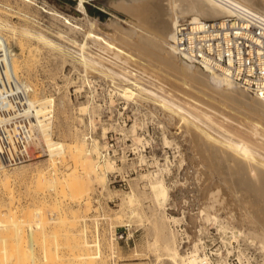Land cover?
I'll return each instance as SVG.
<instances>
[{
  "label": "rangeland",
  "instance_id": "obj_1",
  "mask_svg": "<svg viewBox=\"0 0 264 264\" xmlns=\"http://www.w3.org/2000/svg\"><path fill=\"white\" fill-rule=\"evenodd\" d=\"M108 1L98 2L97 7L83 4V12L79 9V2L77 4L73 0H0V20L9 24L1 27V31L9 40L11 50L16 53V60L20 61L17 63L21 81L35 88L31 91L33 98L53 100L49 107L52 109L51 136L54 140L67 142L66 145L81 144L84 148L80 162L87 159L83 160L87 162L79 165L80 185L76 190L68 183L64 184L69 180L63 181L64 176L61 177L75 168V159L71 157L69 147H66L67 152H62L64 156L66 154L65 157L61 153V156L51 158L46 147L45 154L38 159L4 168L10 173L18 169L29 173L26 176H9V181L0 179V203H3L2 206L0 204V217L4 218L0 227V233L4 235L0 237L6 239L3 242L0 238V264L11 263L6 260L13 257H16L15 264L24 263L23 258H20L22 263L18 261L19 254L24 256V264L28 261L30 264H176L169 258L166 247L174 242L181 255L188 254L198 244L197 253L204 258L203 264H219L223 259L229 264H241L239 252L249 258L251 264H262L260 241L247 233L253 231L264 235V196L261 195L262 199L259 195L262 192L259 188L264 187V166L256 161L257 157L259 160L261 155L264 156V114L255 109L252 101L244 97L241 99L239 94L237 96L219 89L220 92L215 90L217 88L201 85L200 81H194L195 78L181 72L180 68L165 61L163 63L159 57L155 58L157 56L150 51L131 46L121 38L122 32L109 34L105 30L113 27L109 20H118L125 28H129L130 24L126 21L128 15L124 11H116ZM65 19H70L79 27L69 26ZM88 30L116 42L125 50L129 48L128 51L135 57L129 60L130 57L126 58L124 53L116 56L115 51L102 40L86 38ZM136 68L138 71L133 70ZM153 71L159 75L156 76ZM234 87L244 89L242 86ZM192 88H197L198 95ZM126 89H129L127 93ZM168 99L175 108L166 104ZM176 104L184 110L177 109ZM225 137L226 140L221 139ZM228 140L245 141L254 148L255 153L260 154L255 158L250 156V161L246 160L249 166L244 160L239 161L242 170L240 176L232 175L229 163L220 154V149L229 148ZM263 156L261 158L264 159ZM51 159H57L54 168ZM235 162L231 160L232 164ZM55 167L56 170H53ZM42 168H46L44 171H49L46 175L56 181L53 185L40 183L39 186L36 176L33 177L35 170ZM251 171L259 176L258 181ZM149 173H162L170 195L165 205L161 197L150 192ZM36 182L37 186L34 185ZM241 200L245 202L241 203ZM172 217H177L178 221L171 220ZM16 218L21 224H14L15 221L18 223ZM11 219H15L11 221L15 227ZM217 220L228 223L226 225L237 233L243 231L239 241L233 242L231 252H227V246H224L222 237L225 238V234H221L223 230L219 229ZM9 222L15 229L20 228L19 233L14 228H7ZM30 232L38 238H33V246ZM10 241H14V245ZM18 241L22 243L20 246ZM87 242L94 246H87ZM31 254L34 263H31ZM86 254H91L92 259L89 256L90 260H87L83 256Z\"/></svg>",
  "mask_w": 264,
  "mask_h": 264
},
{
  "label": "bare ground",
  "instance_id": "obj_2",
  "mask_svg": "<svg viewBox=\"0 0 264 264\" xmlns=\"http://www.w3.org/2000/svg\"><path fill=\"white\" fill-rule=\"evenodd\" d=\"M224 1H230L231 3H233V4H235V5H239V6H242V7H245V8H248V9H252V10H254V11H256V12H258V13H260V14H262L263 16H264V0H109L108 2H109V5L112 7V8H114L116 11H124V13H126L127 15H128V17L126 16V21H128L129 22V24H130V26H129V28H125L122 24H120L119 23V21L118 20H115V21H112V20H109V21H111L112 22V25H113V27H112V25H110V30H112V32L110 33V30H107V29H105L109 34H114L115 32H118V31H120L119 32V34L121 33L122 34V36L123 37H121L122 39L124 38L129 44H131V46H134V47H137V48H139V49H142L143 51L144 50H148V51H150L151 53H153V54H155L157 57H155V58H158L159 57V59L161 58L162 60H163V63H167L168 65H172L173 67H177V68H180L181 69V72H183V73H185V74H187V75H189L190 77H193V78H195V80L194 81H196V80H198V81H200L201 82V85L202 84H204V85H206V86H210L211 88L213 87L214 89L215 88H217V89H215L216 91L218 90V91H220V90H222V91H225V92H228V93H233V94H235V95H237L238 96V94L241 96L240 98L242 99L243 97V99H247V100H250V101H252L253 102V105L255 106V109L256 110H258L259 112H261L262 114H264V91H259V92H255V93H258V94H256V95H253L252 93H254V92H250L249 90H247V89H243V88H241V87H238V88H236V87H234V86H236L237 84H235V83H233V82H231V81H229L227 78H225V77H223L222 75H220L219 73H217L216 71H214V70H212V69H210V68H206V69H204V68H202V67H200V66H198V65H196V64H193V63H189V62H187V61H185L184 59H182L176 52H175V50H174V47H173V45H172V43L170 44V42L172 41V39H173V29H174V26H175V24L179 21V19L180 18H184V17H190V18H194V19H196V18H218V17H222V16H227V15H230L231 13H232V9L229 7V6H227V5H225V3H224ZM32 2V1H31ZM79 5H80V7H79V9L80 10H82L83 12L85 11V9H84V6H83V1L82 0H80L79 1ZM77 10V9H76ZM56 14H59V13H55V15ZM72 17V16H71ZM125 17V16H124ZM122 18V17H121ZM72 19V18H71ZM78 19V18H77ZM65 20H67V19H65ZM70 20V19H69ZM69 20H67V22L70 24H68L69 26H74V27H79L78 25H76V24H74V23H72L71 21H69ZM73 20V19H72ZM76 20V19H75ZM74 22V21H73ZM76 22V21H75ZM111 22H110V24H111ZM65 23H66V21H65ZM91 23V22H90ZM94 22H92L91 24H93ZM78 24V23H77ZM80 25V24H79ZM108 25H109V22H108V24H107V26L106 27H108ZM7 26H9V24L7 23V22H3V21H1L0 20V78H2L3 79V81L5 82V83H7V84H9L10 86H12L13 88H15V84L18 86L19 84L17 83L18 81H21V79H20V77H19V75H18V69H19V66H18V63L20 62H18L17 60H16V53L15 52H13L12 50H11V48H10V45H9V40L7 39V37H5V35L3 34V32L1 31V27L3 28V27H7ZM14 28V27H13ZM109 29V28H108ZM75 30V29H74ZM104 30V29H103ZM86 34H88V35H86V38L88 37V38H90V37H92V39L93 40H97V39H99V40H102L103 42H104V44L106 43L107 45L106 46H108V47H110L112 50H113V52L115 51V54H116V56H122V53H124L125 54V57L127 56V57H130V59L129 60H131V57L133 56V57H135V55H132L131 53H130V51H128V50H130L128 47V50H125V49H123L122 47H120L119 46V44H116V42H112V41H109V40H107V39H105V37L104 36H102V35H100V34H98V33H94V32H92V31H87L86 32ZM115 35V34H114ZM118 35V34H117ZM116 35V36H117ZM41 36H43V35H40V37ZM121 36V35H120ZM39 37V36H38ZM119 37V36H118ZM117 37V38H118ZM44 38V37H43ZM120 38V39H121ZM45 39V38H44ZM43 39V40H44ZM46 40H48V38L46 39ZM92 40V41H93ZM124 40V41H125ZM49 41H50V39H49ZM48 41V42H49ZM118 41H120V40H118ZM52 42V41H51ZM127 42H125V43H127ZM53 43V42H52ZM94 43H95V41H94ZM96 43H99V42H96ZM117 43H119V42H117ZM46 44V43H45ZM129 44H127V45H129ZM121 46H122V44H121ZM124 46V45H123ZM130 46V45H129ZM124 48H126L125 46H124ZM126 48V49H127ZM135 49V48H134ZM136 50V49H135ZM139 51V50H138ZM141 52V51H140ZM134 53V52H133ZM143 53V52H142ZM145 53V52H144ZM137 54V53H136ZM149 54V53H148ZM152 54V55H153ZM139 55V54H138ZM147 55V54H146ZM24 56V55H23ZM112 56V55H111ZM115 56V55H114ZM114 56H112V57H114ZM141 56V55H140ZM84 57H86V56H84ZM83 57V58H84ZM126 57V58H127ZM145 57V56H144ZM154 57V56H153ZM114 58H116V57H114ZM138 58V57H137ZM140 58V57H139ZM138 58V59H139ZM86 59V58H85ZM146 59V58H145ZM148 59V58H147ZM20 60V59H19ZM87 60H88V58H87ZM136 60V59H135ZM149 60V59H148ZM156 60V59H155ZM84 61V60H83ZM89 61H90V59H89ZM134 61V60H133ZM140 60H138V62H139ZM141 61H144V62H146L145 60H141ZM150 61H152V60H150ZM165 61V62H164ZM18 62V63H17ZM92 62H94V61H92ZM96 62V61H95ZM137 62V61H136ZM144 62H143V65L145 66V64H144ZM90 63H91V61H90ZM140 63V62H139ZM152 63V62H151ZM156 62H154V64H155ZM95 64V63H94ZM96 64H97V62H96ZM141 64V63H140ZM148 65H149V63H147ZM20 65V64H19ZM92 65V64H91ZM136 65V64H135ZM157 65H159V64H157ZM97 66V65H96ZM141 66V65H140ZM100 67H102V66H100ZM149 67V66H148ZM161 67V66H160ZM25 68V67H24ZM146 68V67H145ZM151 68V67H150ZM156 69H157V67H155ZM129 69V68H128ZM154 69V68H153ZM152 68H151V70H153ZM159 69V68H158ZM160 69H162V68H160ZM168 69V68H167ZM110 70V69H109ZM125 70H126V68H125ZM148 71L150 70L149 68L147 69ZM163 70V69H162ZM170 70V69H169ZM176 70H178V69H176ZM112 71V70H111ZM130 71V70H129ZM154 71H156V70H154ZM152 72L153 74H155V72ZM132 72V71H131ZM151 72V71H150ZM157 72H158V70H157ZM173 72V71H172ZM165 73V72H164ZM167 74V73H166ZM156 75V74H155ZM157 75H159V73H157ZM156 75V76H157ZM162 75V74H161ZM167 76V75H166ZM179 76V75H178ZM126 77V76H125ZM155 77V76H154ZM159 77H161V76H159ZM164 77V79H165V76H163ZM162 77V78H163ZM157 78V77H156ZM181 78V77H180ZM128 79V78H127ZM159 79V78H158ZM167 79V78H166ZM168 79H169V76H168ZM182 79V78H181ZM180 79V80H181ZM155 80V79H154ZM183 80V79H182ZM186 80V79H185ZM161 81V80H160ZM176 81V80H175ZM184 81V80H183ZM162 82V81H161ZM185 82V81H184ZM187 82V81H186ZM188 82H189V80H188ZM197 82V81H196ZM21 83L23 84L24 83V85L26 86V87H28V88H30L31 89V91H33L34 89H33V87H32V85L31 84H29L28 82H25V81H21ZM31 83V82H30ZM177 83V82H176ZM181 83H182V81H181ZM138 84V83H137ZM179 84V83H178ZM184 84V83H183ZM195 85H196V83H194ZM199 84V83H198ZM190 84H188L187 86H189ZM192 85V87H194L193 86V83L191 84ZM20 86V85H19ZM182 86H184V85H182ZM181 86V87H182ZM185 86H186V84H185ZM196 86H198V85H196ZM237 86H240V85H237ZM20 87H22V86H20ZM143 87V86H142ZM190 88H191V86H189ZM188 87V88H189ZM199 87H201V86H199ZM145 88V87H144ZM187 88V87H186ZM203 88H205V86L203 87ZM209 88V87H208ZM185 89V88H184ZM193 89V91H194V89L196 90L197 88H192ZM191 89V90H192ZM199 89V88H198ZM220 89V90H219ZM128 90L129 89H126L125 90V93H127L128 92ZM178 90V89H177ZM183 90V89H182ZM207 90V89H206ZM130 91H131V89H130ZM146 91H148V92H150L148 89H146ZM153 91V90H152ZM151 91V92H152ZM197 91V90H196ZM40 92V91H39ZM185 92H187V91H185ZM199 92H200V89H199ZM205 92V91H204ZM209 92V91H208ZM207 92V93H208ZM214 92V91H213ZM221 92V91H220ZM225 92H222V93H224L225 94ZM43 93V92H42ZM132 93H133V91H132ZM152 93H155V91L154 92H152ZM181 93V92H180ZM201 93H203V92H201ZM200 93V94H201ZM211 93V92H210ZM216 93V92H215ZM35 94V93H34ZM33 94V95H34ZM41 94V93H40ZM39 94V95H40ZM155 94H158V93H155ZM182 94V93H181ZM205 94H206V92H205ZM205 94H201V95H205ZM211 94H213V93H211ZM211 94H207V95H211ZM219 94V93H218ZM232 94V95H233ZM36 95V94H35ZM131 95V94H130ZM185 95V94H184ZM197 95H198V91H197ZM222 95V94H221ZM227 96L229 95V94H226ZM232 95L230 96V97H232ZM158 96L161 98L162 97V95L160 96L159 94H158ZM216 96V95H215ZM30 97H31V103H32V105H33V107L35 108V111H36V115H37V118H38V121L40 122V125H41V128H40V130L42 131V135H43V140H44V142L47 144V146H48V151H49V153H50V155H51V158L54 156V155H57V156H64L63 155V153L62 152H64L65 150H66V147H69V150H70V154L72 155L71 157L73 158V159H75V168L74 169H72L71 171H69L68 173H66V174H64V175H62L61 177H63V181H68V182H63L64 184H67L68 183V185H70V187H72L74 190H76V189H79V168H80V166L79 165H81V163L83 162V163H85V162H87V161H83V160H87V159H82L81 161L82 162H80V159L82 158V156H83V148L84 147H82V145L81 144H77V142L76 143H71V144H69V145H66L67 144V142H63V141H60V140H54L53 139V137L51 136V130H50V127H51V125H50V119L49 120H46V121H44L42 118H41V116H43L44 114H45V112L48 110V108L49 107H51L52 106V102H53V100L51 99V98H45V99H41L40 97H39V99H36V97L35 98H33L32 97V95H31V93H30ZM186 97V96H185ZM188 97V96H187ZM212 97V96H211ZM233 97H236V96H233ZM53 98V97H52ZM166 98V97H165ZM196 98H197V96H196ZM205 98H207V97H205ZM215 98V97H214ZM213 98V99H214ZM239 98V99H240ZM167 99V98H166ZM192 99V98H191ZM199 99H201V98H198V100ZM208 99H209V97H208ZM212 99V98H211ZM230 99H235V98H230ZM193 100H194V98H193ZM215 100H217V99H215ZM228 100V99H227ZM246 100V101H247ZM168 103H166V104H171L173 107H174V103H172V102H170V99H168V100H166ZM216 102V101H214V100H210L209 102ZM236 101V100H235ZM250 101H249V103H250ZM164 102H165V100H164ZM194 102H196V101H194ZM204 102V101H203ZM206 102H208V101H206ZM239 102V101H238ZM243 102V101H242ZM193 103V102H192ZM212 103V104H213ZM224 103V102H223ZM244 103V102H243ZM189 104V103H188ZM198 104V103H197ZM202 104V103H201ZM200 104V105H201ZM207 104V103H206ZM221 104V103H220ZM219 104V105H220ZM65 105V104H64ZM86 105V104H85ZM200 105H198L200 108H202ZM223 105V104H222ZM253 105H251V106H253ZM168 106V105H167ZM176 107H177V109H179L180 108V110L181 109H183L184 110V108H181L180 107V105H178V104H176L175 105ZM204 106H205V104H204ZM208 107V106H207ZM222 107V106H221ZM224 107V106H223ZM248 107V106H247ZM175 108V107H174ZM228 108V107H227ZM209 109H210V107H209ZM212 109H213V107H212ZM211 109V110H212ZM217 109V108H216ZM223 109H225V108H223ZM228 109H230V108H228ZM56 110V109H55ZM60 110V109H59ZM62 110V109H61ZM65 111V110H64ZM186 111V110H185ZM203 111V110H202ZM213 111V110H212ZM221 111V110H220ZM239 111V110H238ZM187 112V111H186ZM206 112V111H205ZM214 112H215V110H214ZM216 112H218L217 110H216ZM223 112V111H222ZM221 112V113H222ZM232 112V111H231ZM247 112V111H246ZM65 113V112H64ZM188 113V112H187ZM239 113H241V112H239ZM188 114H190V115H192L191 113H188ZM215 114V113H214ZM219 114V113H218ZM217 114V115H218ZM62 115V114H61ZM194 115V114H193ZM192 115V116H193ZM208 115H209V113H208ZM207 115V116H208ZM245 116V115H244ZM193 117H196V116H193ZM209 117V116H208ZM225 117V116H224ZM228 117V116H227ZM232 117V116H231ZM241 117V116H240ZM196 118H198V117H196ZM198 119H200V118H198ZM211 119V118H210ZM227 119V118H226ZM237 119V118H236ZM249 119V118H248ZM54 120H55V118H54ZM197 120V119H196ZM209 120V119H208ZM232 120V119H231ZM230 120V121H231ZM255 120V119H254ZM248 121V120H247ZM201 122V121H200ZM204 122V121H203ZM238 122H239V120H238ZM250 122V121H249ZM214 123V122H213ZM239 124V123H238ZM245 124V123H244ZM256 124H259V123H256ZM260 125H262V124H260ZM205 126H207V125H205ZM255 126V125H254ZM257 126V125H256ZM55 128V127H54ZM249 128V127H248ZM261 128V127H260ZM135 129V128H134ZM247 130V129H246ZM54 131V130H53ZM197 131V130H196ZM264 131V130H263ZM263 131H260V132H263ZM102 132V131H101ZM199 132V131H198ZM198 132H196V133H198ZM255 132H256V130H255ZM209 133V132H208ZM254 133V132H253ZM200 134V133H199ZM205 134V133H204ZM255 134V133H254ZM260 134V133H259ZM194 135V134H193ZM196 135V134H195ZM209 135V134H208ZM262 135V134H261ZM264 135V134H263ZM197 136V135H196ZM202 136V135H201ZM223 136V135H222ZM221 136V137H222ZM208 137V136H207ZM206 137V138H207ZM210 137V136H209ZM208 137V138H209ZM212 137V136H211ZM224 137V136H223ZM264 137V136H263ZM216 138V137H215ZM202 139V138H201ZM204 139V138H203ZM221 139H227L226 137L225 138H221ZM264 139V138H263ZM209 140L211 141V139L209 138ZM214 140V139H213ZM170 141V140H169ZM206 141V140H205ZM216 141H218V140H216ZM216 141H214L215 143L214 144H217V142ZM74 142V141H73ZM221 142V141H220ZM66 143V144H65ZM165 143H167V139H166V142ZM169 143V142H168ZM213 143V142H212ZM227 146L229 147V148H222V150L218 147V146H216L217 148H219L218 150L219 151H221L222 153H220V152H218V153H220L221 155H223L222 156V158L224 159V160H226L228 163H229V170L231 171V173H232V175L233 174H235V175H242V173H241V166H240V164H239V161H243L244 163L246 162V164L248 163L246 160H248V161H250L249 159H250V156L252 157V156H254V157H252V158H255V157H257V156H259L260 154L259 153H257V155H256V153L254 152V148L252 149V147H250L245 141H240V142H234V140H228L227 141ZM200 147V146H199ZM213 147V146H212ZM19 148V141L18 140H16V139H14V138H7V139H3V138H1L0 139V149L3 151V150H5L9 155H14L15 154V151L17 150ZM214 148V147H213ZM216 150V149H215ZM213 152H214V150H212ZM66 152H67V150H66ZM65 152V153H66ZM210 152V151H209ZM229 152H232V153H229ZM62 153V154H61ZM59 154H61V155H59ZM69 154V155H70ZM219 154V156H221ZM82 155V156H81ZM213 155H214V153H213ZM65 156H66V154H65ZM64 156V157H65ZM261 156H263V155H261ZM261 156L259 157V160H258V157H257V159H256V161L258 162V164H260V165H262V166H264V159L263 158H261ZM81 157V158H80ZM211 157V156H210ZM264 157V156H263ZM50 158V157H49ZM48 158V159H49ZM59 159L60 158H62V157H58ZM57 158V159H58ZM71 158V159H72ZM221 158V159H222ZM54 159H55V157H54ZM56 159V160H57ZM64 158H62V159H60V160H63ZM212 159V158H211ZM218 159H219V157H218ZM233 159V162H234V160L236 161L234 164H232L231 163V160ZM261 159V160H260ZM263 159V160H262ZM56 160L54 161L53 159H51V163H53V168H54V162H56ZM74 161V160H73ZM251 161H252V159H251ZM254 161V160H253ZM58 162V161H57ZM64 162V161H63ZM80 162V163H79ZM238 162V163H237ZM50 163V164H51ZM59 163H61V162H59ZM83 163H82V165H83ZM227 163V164H228ZM29 164V163H28ZM35 164V163H34ZM246 164H244L246 167H247V165ZM250 164V163H249ZM257 164V166H259ZM36 165V164H35ZM55 165H56V163H55ZM86 165V164H85ZM225 165H226V163H225ZM34 166V165H33ZM45 166H47V165H45ZM221 166V165H220ZM249 166V165H248ZM260 167V166H259ZM32 168V167H31ZM30 168V169H31ZM35 168H36V166H35ZM38 168H40V167H38ZM56 168L57 167H55V169H53V170H56ZM65 168V167H64ZM82 168H83V166H82ZM167 168V167H166ZM213 168V167H212ZM220 168V167H219ZM263 168V167H262ZM44 169H46V168H44ZM44 169L42 168V169H36L35 171H36V173L34 174V176L33 177H35L36 176V178H35V180L38 182V184H39V186H41V185H45L46 183H48V184H52L53 185V183L54 182H56L54 179H53V177H51L50 175L49 176H47L46 174H47V172H49L48 170L46 171H44ZM50 169V168H49ZM164 169V168H163ZM225 169V168H224ZM252 169V168H251ZM254 169V168H253ZM264 169V168H263ZM60 170V169H59ZM162 170V169H161ZM160 170V171H161ZM165 170V169H164ZM249 171H250V169H248ZM10 171V170H9ZM9 171H5V169H2V170H0V179L2 180V179H4V180H7V181H9V179H8V177L9 176H21V175H24L25 173H24V171L23 170H20V169H18V170H15L13 173H10ZM32 171H33V169H32ZM31 171V172H32ZM34 172V171H33ZM251 172H253L254 173V177H256L257 178V181H258V177L259 176H257V174L254 172V171H251ZM251 172H249L250 173V175L252 174ZM27 173H29V172H26V174ZM54 173H55V171H54ZM65 173V172H64ZM211 173V172H210ZM228 173V172H227ZM248 173V172H247ZM261 173V172H260ZM26 174H25V176H26ZM31 174H33V173H31ZM162 174V173H161ZM160 173H149V175H148V178H149V186H150V188H151V191L150 192H152V194L153 195H155L156 197L157 196H159V197H161L163 200H162V203H163V205H165L166 204V202L168 201V199H169V189H168V186H167V184H166V182H165V179H164V177L161 175ZM221 174H224V173H222L221 172ZM28 175V174H27ZM145 175V174H144ZM147 175V174H146ZM244 175V174H243ZM256 175V176H255ZM262 175V174H261ZM264 175V174H263ZM32 176V175H31ZM31 176H30V179H31ZM212 176V175H211ZM245 176H247V175H245ZM253 176V175H252ZM251 177V176H250ZM6 178V179H5ZM15 178V177H14ZM252 178V177H251ZM13 179V178H12ZM29 179V178H28ZM34 179V178H33ZM65 179V180H64ZM238 179V178H237ZM255 179V178H254ZM25 180V179H24ZM226 179H224V181H225ZM260 180V179H259ZM264 180V179H263ZM29 181H32V180H29ZM222 181V180H221ZM243 181V180H242ZM252 181V180H251ZM254 181V180H253ZM5 182V181H4ZM37 182H36V184H34V185H36L37 186ZM62 182V181H61ZM225 182H227V181H225ZM262 182V181H261ZM34 183H35V181H34ZM40 183H42L41 185H40ZM236 183V182H235ZM255 183V182H254ZM33 184V183H32ZM232 184H233V182H232ZM246 184V183H245ZM244 184V185H245ZM251 184V183H250ZM255 184H258V182H256ZM2 185H3V183H2ZM234 185H236V184H234ZM254 185V184H253ZM228 186V185H227ZM232 186V185H231ZM249 186V185H248ZM262 186V185H261ZM48 187V186H47ZM229 187V186H228ZM238 187H239V185H238ZM253 187V186H252ZM32 188V187H31ZM40 188V187H39ZM46 188V187H45ZM230 188V187H229ZM237 188V187H236ZM242 188H243V186H242ZM251 188V187H250ZM264 188V187H263ZM263 188H259V189H261V191L262 192H260V198H262V196H264L263 194V191L264 190H262ZM248 189V188H247ZM257 189V188H256ZM36 190H39V189H36ZM43 190V189H42ZM47 190V189H46ZM132 190V189H131ZM233 190V189H232ZM232 190H230L231 192H232ZM242 190H245V189H242ZM229 191V192H230ZM234 191V190H233ZM246 191V190H245ZM245 191H243L244 193V195H246L245 194ZM35 192V191H34ZM77 192H79L78 190H77ZM237 192V191H236ZM242 192V191H241ZM237 193H239V191L237 192ZM236 193V194H237ZM247 193H248V191H247ZM263 193V194H262ZM12 195V194H11ZM132 195V194H131ZM234 195H235V193H234ZM262 195V196H261ZM13 196V195H12ZM133 196V195H132ZM255 196V195H254ZM130 198H129V201L131 200V196H129ZM224 197V196H223ZM229 197V196H228ZM244 197V196H243ZM219 198H221V196L219 197ZM9 199V198H8ZM12 199H13V197H12ZM239 199V198H238ZM241 199V198H240ZM245 199V198H244ZM253 199V198H252ZM263 199V198H262ZM134 200V199H133ZM225 200V199H224ZM246 200V199H245ZM18 201V200H17ZM219 201V200H218ZM242 201H244V200H241V203H242ZM249 201H250V199H249ZM248 201V202H249ZM13 202V201H12ZM245 202V201H244ZM253 202H254V200H253ZM2 203V202H1ZM0 203V204H1ZM5 203V202H4ZM3 204V203H2ZM2 204H1V206H2ZM11 204V203H10ZM249 205V204H248ZM253 206H255V205H253ZM248 207H250V206H248ZM247 207V208H248ZM257 207H258V205H257ZM252 209V208H251ZM250 209V210H251ZM254 209H256V207L254 208ZM260 209V208H259ZM259 209H257V210H259ZM2 210V209H1ZM10 210V209H9ZM35 210H36V208H35ZM34 210V211H35ZM204 210V209H203ZM249 210V211H250ZM23 211V210H22ZM25 211V210H24ZM134 211V210H133ZM208 211V210H207ZM245 211V210H244ZM26 212V211H25ZM32 212V211H31ZM40 212V211H39ZM135 212V211H134ZM256 212H258V211H256ZM7 213V212H6ZM38 213V212H37ZM208 213V212H207ZM260 213V212H259ZM1 214V213H0ZM8 214H9V212H8ZM11 214V213H10ZM30 214V213H29ZM208 214H211V213H208ZM261 214V213H260ZM260 214H258V215H260ZM1 216V215H0ZM6 216V215H5ZM9 216V215H8ZM13 216H15V214L13 215ZM12 215H11V217H13ZM33 216V215H32ZM74 216V215H73ZM207 216V215H206ZM257 216V215H256ZM261 216V215H260ZM167 217H168V215H167ZM208 217V216H207ZM212 217V216H211ZM234 217V216H233ZM252 217V216H251ZM262 217H263V215H262ZM37 218V217H36ZM170 218V217H169ZM168 218V219H169ZM208 218H210V217H208ZM215 218V217H214ZM2 219H4V218H1L0 217V227L1 226H3V220ZM7 219H8V217H6V220H5V222L7 221ZM42 220H45L44 218H41ZM167 219V218H166ZM174 219V221H178V219H177V217H172V219L171 220H173ZM217 219H219V218H217ZM13 220H15V219H13ZM13 220L11 219L10 220V222L12 221L13 222ZM16 220H18L17 218H16ZM32 220V219H31ZM30 220V221H31ZM41 220V221H42ZM9 221V220H8ZM36 221V220H35ZM259 221V220H258ZM10 222H9V224H10ZM11 222V223H12ZM16 222V223H15ZM14 222V224H21V222L19 223V220H18V223H17V221H15ZM24 222V221H23ZM22 222V223H23ZM33 222V221H32ZM39 222V221H38ZM220 223V230H223V232L222 231H220L221 232V234L222 233H224L225 235V238L224 237H222V241H223V239H224V242L223 243H225V247L227 248V252H231L232 251V249H233V246H232V244H233V242L234 241H239V238L240 237H242V232L243 231H239V233H237V232H235L233 229V226H232V228L233 229H230L226 224H228V223H222L220 220H217V223ZM8 223V222H7ZM6 223V225H8ZM43 224H44V222H42ZM160 223V222H159ZM177 223V222H176ZM244 223V222H243ZM262 223V222H261ZM13 224V223H12ZM13 224V225H14ZM37 224V223H36ZM39 224V223H38ZM37 224V225H38ZM11 225V224H10ZM8 226L7 228H9L10 227V229L11 228H14L15 227V225H14V227H12L13 225H11V226ZM24 225V224H23ZM22 225V226H23ZM29 225H32L31 223L29 224ZM260 225V224H259ZM263 225V224H262ZM39 226V225H38ZM20 227V226H19ZM262 227V226H261ZM26 228V227H25ZM2 229H3V227H2ZM22 229H23V227H22ZM230 229V230H229ZM14 230L16 231V233H19V230H20V228H18V227H16V229L14 228ZM12 231V230H11ZM3 232V231H2ZM20 232H22V231H20ZM38 232V231H37ZM5 233V232H4ZM11 233V232H10ZM172 234H173V232H171ZM250 237H253V238H258L259 239V241H260V252H261V254H262V259H263V262H262V264H264V235L262 236H260V235H258V234H256V233H254L253 231H250V232H248L247 233ZM0 235H2V233H0ZM4 235V234H3ZM3 235H2V237H3ZM6 235H8V234H6ZM23 235V234H22ZM21 235V236H22ZM35 235V234H34ZM31 232H30V241H31V246H33V241H34V239L33 238H36V235L34 236ZM20 236V237H21ZM34 236V237H33ZM39 236V235H38ZM221 236H223V235H221ZM2 237H0L1 239H3L4 241L3 242H5V240L6 239H4V238H2ZM5 237V236H4ZM16 238V237H15ZM11 239V238H10ZM38 238H36V240H37ZM41 239V238H40ZM174 239V238H173ZM8 240V239H7ZM14 240V239H13ZM16 240H19V239H16ZM85 240V239H84ZM170 240V239H169ZM22 241V240H21ZM158 241V240H157ZM11 243L13 242V244H11V245H14V241H10ZM10 242H9V244H10ZM80 242H82V241H80ZM174 242V241H173ZM6 243H8V241L6 242ZM18 245L20 246V244H22L20 241H18ZM25 243V242H24ZM83 243V242H82ZM91 243V242H90ZM89 242H87V246L88 245H90V246H94V245H91ZM97 243V242H96ZM92 244H94L93 242H92ZM173 244V243H172ZM174 244H175V242H174ZM167 245L166 246V244H165V246L167 247V250H168V255L170 256H168L169 258H172L173 259V261H175V263L176 264H179V261H181L183 264H203V262H204V258H202V257H199V255H198V253H197V251L199 250L198 249V244H195L194 245V249L193 250H189V252H188V254H186V255H181V253L179 252V250H178V247H176L175 245ZM84 245H86V244H84ZM96 245V244H95ZM5 246H7L8 247V245H6L5 244ZM86 246V247H87ZM97 246V245H96ZM4 247V246H3ZM15 247V246H14ZM22 247V246H21ZM21 247H18V248H21ZM35 247V246H34ZM84 247V246H83ZM162 248H164V247H162ZM7 249V248H6ZM33 249V248H32ZM71 249V248H70ZM88 249V248H87ZM98 249V248H97ZM3 250H4V252H5V249L3 248ZM19 250H21V249H19ZM221 250V249H220ZM11 251H13V250H11ZM29 251V250H28ZM32 251V250H31ZM81 251V250H80ZM16 252H18L17 251V249H16ZM48 252V251H47ZM72 252V251H71ZM3 253V252H2ZM20 253V252H19ZM18 253V254H19ZM21 253H23L22 251H21ZM28 253V252H27ZM74 253V252H73ZM86 253H88V250H87V252ZM220 253V252H219ZM11 254V253H10ZM46 254V253H45ZM83 254V253H82ZM81 254V255H82ZM89 254V253H88ZM78 255V254H77ZM2 256V255H1ZM7 256H8V252H7ZM13 256H15V254L13 255ZM22 255L21 254H19V258H17V259H19L18 261H20L21 262V259L20 258H23L22 260L24 261V263H26L25 262V260H24V256L23 257H21ZM29 256V255H28ZM58 256V255H57ZM83 256H86L87 257V260H90V259H88L89 258V256H91L90 258L92 259V255L90 254V255H83ZM83 256H80V257H83ZM238 256H239V260H240V262H241V264H251L250 263V259L249 258H247V257H245V255L242 253V252H239V254H238ZM6 257V256H5ZM4 257V258H5ZM18 257V256H17ZM55 257V256H54ZM59 257V256H58ZM10 258V257H9ZM9 258H7V259H9ZM12 258V257H11ZM16 258V257H15ZM15 258L13 257V259L12 260H6V261H12L11 263L13 264H15L16 262V260H15ZM27 258V257H26ZM25 258V259H26ZM51 258V257H50ZM167 258V257H166ZM29 259V258H28ZM28 259H26V260H28ZM53 259V258H52ZM73 259V258H72ZM75 259V258H74ZM82 259V258H81ZM86 259V258H85ZM171 259V260H172ZM61 260V259H60ZM86 260V262H88V263H90L89 261H87ZM179 260V261H178ZM1 261V260H0ZM47 261V260H46ZM56 261V260H55ZM76 261V260H75ZM93 260H91V262H92ZM252 261V260H251ZM19 262V263H20ZM35 262V260L32 258V254H31V263H34ZM63 262V261H62ZM71 262V261H70ZM11 263H9V264H11ZM22 263V262H21ZM24 263H22V264H24ZM28 263H29V261H28ZM27 263V264H28ZM55 263V262H54ZM80 263V262H79ZM6 264H8V263H6ZM30 264V263H29ZM36 264V263H35ZM87 264V263H86ZM91 264H94V263H91ZM181 264V263H180ZM219 264H229L227 261H226V259H223V260H221V262H219Z\"/></svg>",
  "mask_w": 264,
  "mask_h": 264
},
{
  "label": "built area",
  "instance_id": "obj_3",
  "mask_svg": "<svg viewBox=\"0 0 264 264\" xmlns=\"http://www.w3.org/2000/svg\"><path fill=\"white\" fill-rule=\"evenodd\" d=\"M82 1L97 7L102 0ZM224 3L232 9L230 15L179 19L171 41L174 50L185 61L210 68L251 92L264 91V16L230 1ZM17 83L22 87L15 84L13 88L0 78V139L19 141L14 155L0 149V170L36 160L48 148L31 103V89ZM51 111L48 108L41 118L49 120Z\"/></svg>",
  "mask_w": 264,
  "mask_h": 264
}]
</instances>
